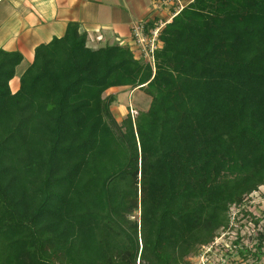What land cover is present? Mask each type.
<instances>
[{
    "label": "trees",
    "instance_id": "1",
    "mask_svg": "<svg viewBox=\"0 0 264 264\" xmlns=\"http://www.w3.org/2000/svg\"><path fill=\"white\" fill-rule=\"evenodd\" d=\"M186 1L151 61L68 21L12 90L0 48V264H191L230 231L225 258L260 264L239 227L264 186V0ZM111 88L149 104L117 121Z\"/></svg>",
    "mask_w": 264,
    "mask_h": 264
},
{
    "label": "crops",
    "instance_id": "2",
    "mask_svg": "<svg viewBox=\"0 0 264 264\" xmlns=\"http://www.w3.org/2000/svg\"><path fill=\"white\" fill-rule=\"evenodd\" d=\"M3 3L0 48L19 50L29 62L34 47L61 36L68 21L79 23L92 46L104 42L130 46L134 24L166 23L178 10L174 0H0Z\"/></svg>",
    "mask_w": 264,
    "mask_h": 264
},
{
    "label": "rangeland",
    "instance_id": "3",
    "mask_svg": "<svg viewBox=\"0 0 264 264\" xmlns=\"http://www.w3.org/2000/svg\"><path fill=\"white\" fill-rule=\"evenodd\" d=\"M186 0H180L179 6L186 3ZM1 7L5 6L4 3L0 4ZM5 26V23H3ZM3 27V26H2ZM1 27V29H2ZM130 44L132 41L129 42ZM92 46L91 44H89ZM29 64V59L25 57L24 60L16 67V73L14 78L10 82V87L12 90L16 89L18 86V78L24 68ZM111 93H115L116 100L110 105L111 112L117 121H120L128 109L132 113H135V110H141L147 108L150 98L144 95L138 89H129V88H113L110 89ZM249 210L253 211L258 217L259 221L257 225L253 222L248 221L249 219L241 217L242 222L246 221L245 226L239 227V233L243 237V242L247 246L253 248L255 238H251V235H254L255 231L264 230V216L262 211L264 210V186H260L259 189L253 193L250 197V202L247 204ZM237 210L231 208L232 215L235 214ZM254 227V232H253ZM253 232V233H252ZM252 233V234H251ZM251 234V235H250ZM235 238V231H230L229 234L222 232L214 241L213 246H207L204 250L201 251L199 255L190 256L189 260L191 264H219L220 261L226 260V264H250L252 262L251 257L244 259L243 256L239 255L236 251L233 252L230 257L225 258V251L229 250L231 242ZM233 250H236L232 247ZM230 252V251H228ZM264 258L261 259L260 264H263Z\"/></svg>",
    "mask_w": 264,
    "mask_h": 264
},
{
    "label": "built area",
    "instance_id": "4",
    "mask_svg": "<svg viewBox=\"0 0 264 264\" xmlns=\"http://www.w3.org/2000/svg\"><path fill=\"white\" fill-rule=\"evenodd\" d=\"M164 22L159 21L154 28L149 30L148 36L143 34V23H136L132 27V43L130 49L136 58L143 57L146 61H151V52L156 47L157 35L163 27ZM156 42V43H155ZM133 116L135 113L130 111Z\"/></svg>",
    "mask_w": 264,
    "mask_h": 264
}]
</instances>
